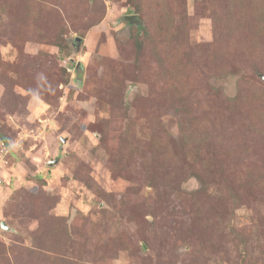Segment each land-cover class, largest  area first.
<instances>
[{
	"label": "rangeland",
	"instance_id": "rangeland-1",
	"mask_svg": "<svg viewBox=\"0 0 264 264\" xmlns=\"http://www.w3.org/2000/svg\"><path fill=\"white\" fill-rule=\"evenodd\" d=\"M263 77L264 0H0V264H264Z\"/></svg>",
	"mask_w": 264,
	"mask_h": 264
},
{
	"label": "water",
	"instance_id": "water-1",
	"mask_svg": "<svg viewBox=\"0 0 264 264\" xmlns=\"http://www.w3.org/2000/svg\"><path fill=\"white\" fill-rule=\"evenodd\" d=\"M263 80H264V77H263ZM52 165V164H51Z\"/></svg>",
	"mask_w": 264,
	"mask_h": 264
}]
</instances>
